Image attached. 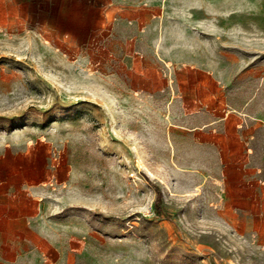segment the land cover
Listing matches in <instances>:
<instances>
[{"label":"rangeland","instance_id":"obj_1","mask_svg":"<svg viewBox=\"0 0 264 264\" xmlns=\"http://www.w3.org/2000/svg\"><path fill=\"white\" fill-rule=\"evenodd\" d=\"M105 3L0 0V187L48 167L78 248L40 264H264V0H161L173 58L155 61L221 84L202 130L168 128L173 92L121 87Z\"/></svg>","mask_w":264,"mask_h":264},{"label":"crops","instance_id":"obj_2","mask_svg":"<svg viewBox=\"0 0 264 264\" xmlns=\"http://www.w3.org/2000/svg\"><path fill=\"white\" fill-rule=\"evenodd\" d=\"M102 6L103 20L111 25L106 36L121 58V87L135 92H173L171 102L177 103L170 107V114L180 117V121L170 122L168 128L172 125L191 129L188 127L190 121L197 119L201 124L194 128L202 130L217 122L215 118L202 119L210 75L216 90L221 85L211 70L184 62L179 66L182 76L177 81L176 71L173 72L168 64L166 68L155 61L158 43L160 58L165 63L173 58L168 55L165 44L174 40L167 33H159L168 23L166 3L162 4L161 0H106ZM189 73L199 75V81L188 80ZM226 117L222 115L220 119ZM11 167L8 185L0 187V264H40L37 252L78 249L66 241L72 238L73 231H66V223L57 219L53 208L56 200L49 196L52 181L49 168L41 166L42 173L37 174L33 172V163H12Z\"/></svg>","mask_w":264,"mask_h":264}]
</instances>
